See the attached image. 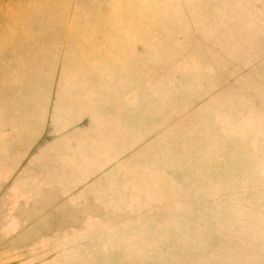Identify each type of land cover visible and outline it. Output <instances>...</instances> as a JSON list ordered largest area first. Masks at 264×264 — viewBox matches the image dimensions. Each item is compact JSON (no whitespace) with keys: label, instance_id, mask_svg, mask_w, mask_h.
<instances>
[{"label":"rangeland","instance_id":"obj_1","mask_svg":"<svg viewBox=\"0 0 264 264\" xmlns=\"http://www.w3.org/2000/svg\"><path fill=\"white\" fill-rule=\"evenodd\" d=\"M0 264H264V0H0Z\"/></svg>","mask_w":264,"mask_h":264}]
</instances>
